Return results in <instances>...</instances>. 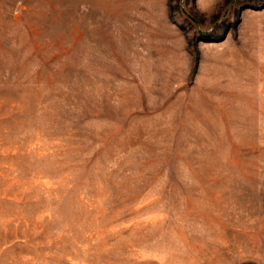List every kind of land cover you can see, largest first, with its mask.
<instances>
[{
	"label": "rangeland",
	"instance_id": "374dc122",
	"mask_svg": "<svg viewBox=\"0 0 264 264\" xmlns=\"http://www.w3.org/2000/svg\"><path fill=\"white\" fill-rule=\"evenodd\" d=\"M0 264H264V0H0Z\"/></svg>",
	"mask_w": 264,
	"mask_h": 264
}]
</instances>
